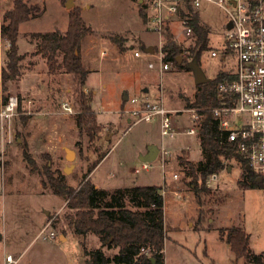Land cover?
Segmentation results:
<instances>
[{"label": "rangeland", "instance_id": "obj_1", "mask_svg": "<svg viewBox=\"0 0 264 264\" xmlns=\"http://www.w3.org/2000/svg\"><path fill=\"white\" fill-rule=\"evenodd\" d=\"M13 1L0 0V25L4 13L13 8ZM28 1L42 12L20 25L19 74L9 81H2V73L9 62L10 44L0 36V97L19 99L17 114L5 123L3 134L0 129V233L3 236L0 264H4L5 254L20 257L18 264H86L90 260L85 251L97 249L101 242L93 235L83 238L73 234L66 218L69 210L65 200L43 185L44 166L62 171L68 184L78 188L90 165L98 159L97 154L104 152L108 155L91 174L94 184L103 189L156 186L166 191V200L170 202L165 207L166 264H245V259H237L220 238V230L231 227H241L247 232L253 254L264 253V182L262 188L242 190L238 182L244 171L236 160H231L229 169L219 173V182L210 194L203 196L200 207L195 200L192 178L186 177L180 161L186 155L194 165L204 160L198 136L166 139L169 150H172L169 144L174 141L176 149L188 146L191 150L175 155L165 180L160 168L144 170L137 157L139 151L148 150L146 142L161 145L159 119L135 125L128 122L130 115L126 112L130 104H124V94L131 99L147 87L154 102L162 100L166 109L180 111L172 114L179 130L194 126L187 103L194 100L198 91L194 74L188 68L193 60L188 48L195 43L182 35L179 21H173L170 33L182 47L187 62L183 68L170 63L169 70L160 75L156 57L143 50L146 46L157 49L159 43L158 34L148 24L147 3L73 0V8L81 10L85 24L92 30L81 47L84 65L91 71L84 92L93 97L92 107L102 129L92 147L76 126L79 109L75 101V77L62 67L61 53L52 70L41 41L33 36L50 32L65 34L71 9H67L63 0ZM198 17L209 31L208 48L202 52L199 65L212 80L219 73L235 68L233 56L225 50L228 17L223 10L207 3ZM115 39L121 41L124 51ZM135 51L141 56L135 57ZM212 52L217 56H212ZM150 63L154 64V70L149 68ZM64 103H69L74 114L65 112ZM25 146L36 161V170L23 158ZM68 150L75 153V158L67 159ZM66 168L71 171L65 173ZM174 174L179 175V180L172 178ZM177 192L180 197L175 195ZM126 205L137 210L129 202ZM46 227L57 234L54 239L39 237ZM66 235L67 241H63ZM103 251L107 257L118 253L117 249L106 247Z\"/></svg>", "mask_w": 264, "mask_h": 264}, {"label": "trees", "instance_id": "obj_2", "mask_svg": "<svg viewBox=\"0 0 264 264\" xmlns=\"http://www.w3.org/2000/svg\"><path fill=\"white\" fill-rule=\"evenodd\" d=\"M66 1L63 0L64 3ZM41 12L38 6L30 5L28 0H14L13 8L4 13L0 25V36L8 40L10 51L7 69L2 73V81H9L19 74L20 25L40 15ZM192 26L197 40L195 46H190L188 51L190 56L197 57L199 62L202 52L208 48L209 31L198 15H194ZM91 34L92 30L85 24L81 10L72 8L65 34L50 32L33 36L41 41L42 51L47 56L52 70L57 65L58 53H61L62 67L68 74L75 77L77 84L75 101L79 109L76 126L80 135H85L89 145L94 147L102 129L92 107L93 97L84 92L91 71L84 65L81 54L82 44ZM166 39L167 42L163 48L166 53L165 60L183 68L187 59L183 55L182 47L176 43L169 30L166 32ZM115 40L119 49L124 51L121 41ZM180 60L182 63H179ZM7 71L10 75H7ZM227 80H233V78L227 72L219 73L210 82L198 86L194 100H188L187 103V108L198 110L200 116L198 138L204 160L194 165L186 159V155L181 157L180 161L185 168L186 177L192 178L195 200L200 207L203 204V196L211 193V189L206 186L207 178L229 169L231 160H236L243 168V177L238 182L242 190L263 187L264 177L262 182L258 183L259 176L253 171L246 170L247 161L227 141L226 133L221 131L219 121L215 119L212 112L214 108L231 104L227 96L221 95L218 91L219 85ZM1 88L0 80V94ZM2 99L6 101L8 96ZM123 102L127 103L124 100ZM107 154L108 152L97 154L98 159L90 165L88 173L83 177L78 188L68 184L62 171L52 170L48 165L44 166L46 179L43 185L48 187L54 195L65 200L66 208L69 210L66 216L68 226L76 236L85 238L93 235L99 238L100 248L85 251V254L90 256L86 264H165L164 251L168 230L162 187L135 186L114 190L96 188L90 175ZM23 158L32 170L37 169L36 161L26 146L23 148ZM128 202L137 210L127 208ZM220 238L230 246L237 259H245V264H264V253L256 255L251 252L250 237L241 227L220 230ZM2 240L3 236L0 233V242ZM104 247L108 250L117 249L118 253L107 257L103 251Z\"/></svg>", "mask_w": 264, "mask_h": 264}, {"label": "built area", "instance_id": "obj_3", "mask_svg": "<svg viewBox=\"0 0 264 264\" xmlns=\"http://www.w3.org/2000/svg\"><path fill=\"white\" fill-rule=\"evenodd\" d=\"M214 5L223 10L228 17L224 34L226 53L233 56L235 68L227 73L233 80H227L219 85L218 91L227 96L230 105L212 109L214 117L219 121L220 129L226 133V138L238 154L247 161V165L259 177H264V0H147L149 7L148 24L159 36L158 48L149 56L156 57L158 72L162 75L169 70L170 62L165 60L166 53L163 48L167 42L166 32L172 31V23L177 19L182 28L181 33L188 40L196 43L195 31L192 26L194 15L200 14L204 4ZM231 25V28L228 26ZM135 57H140L138 51ZM212 56H217L212 52ZM225 60V58H224ZM155 69L154 64H149ZM130 115L134 125L145 122L151 123L159 119L161 145L155 161L142 162V168L148 170L158 167L162 170L163 180L171 161L175 157L172 150L165 145L166 139L175 140L180 136L199 135L200 126L198 110L192 112L193 128L179 130L172 117L178 110H168L163 106L162 100L157 103L141 102L138 98L128 100ZM63 108L68 114H74L69 103ZM19 109L17 96H10L6 101L0 100V129L4 133L5 123L13 120ZM3 143V142H2ZM190 151V147L182 148ZM158 163V164H155ZM179 180V175H172ZM219 182V174H212L207 178L206 186L214 188ZM162 194L166 196V191ZM180 197L179 193L175 194ZM44 239H54L57 234L48 231L47 227L40 233ZM20 257L11 254L4 255V264H18Z\"/></svg>", "mask_w": 264, "mask_h": 264}, {"label": "water", "instance_id": "obj_4", "mask_svg": "<svg viewBox=\"0 0 264 264\" xmlns=\"http://www.w3.org/2000/svg\"><path fill=\"white\" fill-rule=\"evenodd\" d=\"M66 7L67 9H72L74 7V2L73 0H67L66 1ZM229 28H231V25L228 26ZM144 52L146 54H152L154 53V47L153 46H148V47H145L144 49ZM179 63H182V60L179 61ZM188 68L190 70H192L193 74H194V78H195V83L197 86H201V85H204L208 82L211 81V79L207 78L205 73L202 71V69L200 68V65H199V62H198V58L197 57H194L192 61L189 62L188 64ZM129 100V96H127L126 94H124V101H128ZM158 153H159V148L158 146L156 145H150L148 147V152L146 155L142 156V157H139L140 160L142 162H153L156 160L157 156H158ZM72 158H75V153L71 150H68V155H67V159H72ZM246 170L251 172L252 171V168L247 165L246 166ZM71 171L70 168H66L65 169V173H69ZM257 182L258 183H261L262 182V178L259 177L257 179ZM49 214V213H47ZM152 262L155 263V260L152 259Z\"/></svg>", "mask_w": 264, "mask_h": 264}, {"label": "crops", "instance_id": "obj_5", "mask_svg": "<svg viewBox=\"0 0 264 264\" xmlns=\"http://www.w3.org/2000/svg\"><path fill=\"white\" fill-rule=\"evenodd\" d=\"M139 2L141 3V4H144V3H147V0H139ZM148 5V4H147ZM148 11H149V9H148ZM146 47H148V46H146ZM132 98H138V99H140V101L141 102H149V103H156V102H154L153 100H152V98H151V94H150V89L149 88H147V87H144V88H142L141 89V92L140 93H138V94H136L135 96H133ZM130 99V98H129ZM128 102V101H127ZM96 112V111H95ZM97 114V113H96ZM98 116V115H97ZM127 121L129 122V121H132V119H130V117H128V119H127ZM108 139V138H107ZM149 145H155L154 143H151V144H149L148 142H146V145H145V148H147V146L149 147ZM4 146V145H3ZM2 146V147H3ZM169 147H171V149H172V151H173V153L175 154V155H178L177 153H180V151H182V148L184 147V146H182V147H179L178 146V148L176 149V147H175V141L174 142H172V143H170L169 144ZM147 152H148V150L146 151V153H144V151L142 152V151H139L138 152V154H137V157H142V156H144V155H146L147 154ZM108 155V154H107ZM174 160V159H173ZM100 165V164H99ZM99 165L97 166V168L93 171V174L96 172V170L98 169V167H99ZM90 178H91V175H90ZM94 184V183H93ZM95 186H96V188H98V189H103V188H101L99 185H97V184H94ZM71 186V185H70ZM106 190H114V189H107V188H105ZM172 202V201H171ZM167 203H170V202H167V200H166V196H165V207L167 208ZM64 204H66V202H64ZM49 213V212H48ZM165 213H166V211H165ZM48 215V214H47ZM167 218V216H165V219ZM74 234V233H73ZM61 238H62V236H60ZM96 238H98V237H96ZM63 241H67V235L64 237V239H63ZM101 246H99L98 248H100ZM165 264H166V262H165Z\"/></svg>", "mask_w": 264, "mask_h": 264}]
</instances>
